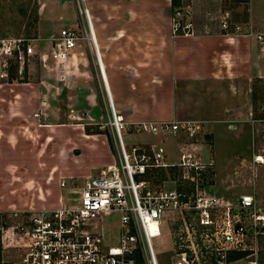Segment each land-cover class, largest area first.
Segmentation results:
<instances>
[{"label":"crops","instance_id":"crops-1","mask_svg":"<svg viewBox=\"0 0 264 264\" xmlns=\"http://www.w3.org/2000/svg\"><path fill=\"white\" fill-rule=\"evenodd\" d=\"M83 2L85 15L80 22L74 17L64 20L63 16L61 22L69 28L84 27L91 32L90 37L79 41L65 62H51L62 66L67 81L76 82L77 89L68 95L71 99L75 93L82 95L89 118L102 108L108 112L106 91L112 107L123 114L130 126L139 122H200L206 132L215 129L213 153L215 140L231 144L232 138L240 137L239 130L235 133L234 129L250 111L252 82L264 78V0ZM223 20L227 21L226 28ZM41 72L40 83L31 92L27 88L32 82L0 79V175H6L0 178V204L6 201L4 187L9 186L11 173L17 193L8 201V208H45L53 197L59 203L65 189L59 187L57 194L45 195L41 185L53 178L54 171L42 182L33 172L41 164V157L33 151V140L38 142L40 133L45 134L42 143L55 137L53 122L58 109L50 97L52 91L41 87L47 77L45 70ZM95 81L101 88L104 107L98 101L100 91ZM27 100H38L34 118L25 111ZM69 110L68 107L66 112ZM153 135L165 139L177 134ZM172 139L175 142L168 144L171 148L185 146L203 156L210 152L201 143L184 144L180 137ZM93 141L85 138L83 143L91 159L84 168L85 177L91 176V170L113 162L106 140L101 139L96 147ZM27 159L31 162L24 163ZM225 160L232 158L229 155ZM214 162L216 170L215 157ZM256 165H262L263 172L257 175L256 186L264 187V163ZM215 177L213 189L221 200L233 201L239 196L230 192L231 185L222 187L217 173ZM229 192L231 196H226Z\"/></svg>","mask_w":264,"mask_h":264},{"label":"built area","instance_id":"built-area-1","mask_svg":"<svg viewBox=\"0 0 264 264\" xmlns=\"http://www.w3.org/2000/svg\"><path fill=\"white\" fill-rule=\"evenodd\" d=\"M74 2L78 13L85 15L83 0ZM222 26L227 27L226 20ZM90 34L84 27L62 28L51 39L50 58L65 62L77 43ZM34 54L29 38L0 35V67L5 70L14 64L21 74ZM106 95L109 108L104 126L113 136V162L70 190L76 194L71 198L73 204L59 198L57 207L22 211L28 220L21 228L24 250L17 257L5 258L0 247V264H135L137 255L140 262L158 264L152 238L160 234L161 225L168 227L175 218L184 221L188 239L191 232H202L205 247L214 255L213 264H229V252L245 251L250 235L264 226V205L252 195L224 201L212 193L215 162L210 153L203 156L181 146L178 160L168 162L161 144L127 145L121 133L129 123ZM135 125L136 131L172 133L180 138L193 137L203 127L193 121ZM253 161L263 163L264 159L256 155ZM18 212L15 216L22 214ZM107 215L118 218V233L112 242L104 240L101 227ZM186 247L197 254L192 242ZM187 249L180 250L171 264H194Z\"/></svg>","mask_w":264,"mask_h":264},{"label":"rangeland","instance_id":"rangeland-1","mask_svg":"<svg viewBox=\"0 0 264 264\" xmlns=\"http://www.w3.org/2000/svg\"><path fill=\"white\" fill-rule=\"evenodd\" d=\"M76 6L74 0H0V35H15L29 38L35 51L30 61L25 64L21 74H18L16 65L14 64H11L12 66L7 70L0 67V79L17 83L32 82L27 88L29 89L28 92H31L35 91L36 84L40 83L39 74L42 73L41 71L45 70L47 72V77L44 79V82H41V87L45 91L51 90L53 95L50 97L56 101L55 106L58 108L57 118L53 122L56 133L55 137L46 143H42L43 140H46L44 133H40V138L38 137L40 140L38 142L33 140V151L41 157L39 168L33 172L36 173V177L42 182L43 180H47V176L53 170V178L47 183H42L41 186L45 187L42 191L45 195L49 193L50 195L53 193L57 194L59 187L65 186V189L61 191L62 201L70 205L73 204L71 198L76 195L75 193H71L70 190L83 184L86 178L84 168L91 162L88 152L83 145L84 139L90 138L94 140L95 147L97 142L100 143L101 139H105L112 152L114 148L113 136L104 126V121L107 117L105 108L104 110L102 108V111L99 110V113H93V117L89 118L86 111L87 106L81 98L82 95L75 93L73 94V99L68 95L71 91L77 89L76 82L67 81L62 72V66L57 63L53 64L49 56L51 50L50 40L55 37L57 32L59 33L62 26L68 27L61 22L62 16L64 20L74 17V21H81L80 17L83 15L78 13ZM35 9L37 13H35ZM43 56L44 58H42ZM33 76L38 77L34 79L32 78ZM95 85L98 92L100 91L98 101L104 107L102 91L97 81H95ZM42 99L43 96H41ZM67 99L70 100L68 101ZM39 104L42 105V101ZM250 104V111L247 113L248 116L245 117V119L247 118L248 120L249 118V120L246 121L244 118H241V124L238 128L234 129L235 133L239 130L240 137L238 139L232 138L231 144L225 141L219 142L218 139L215 140L214 153L212 136L215 129H211L210 132L209 130L207 132L200 130L196 132L194 137L180 136L182 142H197L204 146L206 145L208 151H210V155L215 157L216 160L217 168L212 178L216 179L215 174L217 173L222 187L231 185L230 192L233 195H252L259 205H264V187L261 184L260 186H256L257 175L263 174L262 165H256L257 163L253 161L256 155H261L264 159V78L253 80L250 92ZM37 107L38 100H27L25 111H30L31 113H29L33 116V110L36 111ZM68 107L70 110L66 112ZM40 119L43 122L45 121V118L40 117ZM142 132L136 131V125H129V128L122 131L121 134L127 145L145 144L147 146V141L154 142L157 145H164L167 154L166 160L168 162L178 160L177 148L179 147L173 146L171 148L168 146V144L170 145L174 141L172 136L177 140L179 139L178 135L174 136L170 133L172 136H164L165 139H162L159 136H154L153 133ZM138 133H141V135H138ZM139 141H144L145 143H140ZM229 155L232 161L227 162L225 158ZM55 157L56 159H54ZM9 162L16 161L10 160ZM27 162L31 161L29 159L24 160V163ZM101 169L99 168L96 171L94 169L91 170L90 175L98 174ZM234 173L236 175H233ZM12 174L9 176V186L4 187L6 191L3 195L5 194L6 201H4V205L0 204V247L5 258L17 257L24 250L25 241L21 228L26 225L28 220L25 216L26 214H24L26 212L22 213V211L33 209L8 208L6 206L8 201L10 202L12 197L17 195L15 190L16 179ZM5 176V174H1L0 178H5ZM17 181L21 182L20 179H17ZM33 189L35 191L38 190L37 187ZM216 192L212 189V193L218 196ZM230 192L225 193V195L231 196ZM56 199L53 197L48 203L50 205L45 208L57 207L59 203H56ZM17 211L22 214L15 216V212ZM101 227L104 240L106 242L114 241L118 233L117 216H103ZM184 229V221L181 218L172 220L168 227L165 225L160 226V234L152 238V246L157 263L171 264L172 261L177 260L178 256L176 254L180 250L187 249L186 245L192 242L196 247L197 254L195 255L194 252L188 249L187 251L188 255L191 254L193 263L213 264L214 255L208 252V249L205 247L202 232H191L188 239V235ZM247 247L244 256L236 259L228 258L229 264H251L253 261H256L257 264H264V226L255 229V232L250 235ZM135 264H145V262L136 260Z\"/></svg>","mask_w":264,"mask_h":264},{"label":"trees","instance_id":"trees-1","mask_svg":"<svg viewBox=\"0 0 264 264\" xmlns=\"http://www.w3.org/2000/svg\"><path fill=\"white\" fill-rule=\"evenodd\" d=\"M35 13H37L36 9H35ZM161 175L163 176L164 172H161ZM245 254H246V251H230L229 254H228V258L229 259H236V258L244 256ZM135 258H136L137 261L140 260V256L139 255H137Z\"/></svg>","mask_w":264,"mask_h":264}]
</instances>
